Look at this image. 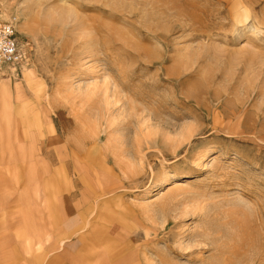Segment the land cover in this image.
<instances>
[{
  "label": "rangeland",
  "instance_id": "1",
  "mask_svg": "<svg viewBox=\"0 0 264 264\" xmlns=\"http://www.w3.org/2000/svg\"><path fill=\"white\" fill-rule=\"evenodd\" d=\"M3 22L21 57L0 68L4 125L39 170L75 166L108 251L264 264V0H0Z\"/></svg>",
  "mask_w": 264,
  "mask_h": 264
},
{
  "label": "crops",
  "instance_id": "2",
  "mask_svg": "<svg viewBox=\"0 0 264 264\" xmlns=\"http://www.w3.org/2000/svg\"><path fill=\"white\" fill-rule=\"evenodd\" d=\"M10 92L13 95L15 89ZM10 95L5 101L10 105L8 119L16 125L18 101L14 96L10 100ZM2 108L0 102V264H131V240L127 237H121L119 250H107L115 234H110L106 216L102 215L105 221L100 218V203L95 208L75 207L77 185L70 175L71 168L77 171L75 166L63 161V170L50 168L46 172L37 168L36 155L26 162L32 152L22 155L19 144L29 145V139L21 136V131L14 134L13 126L4 125ZM7 128L11 129L8 133ZM3 143L10 153L2 152ZM56 156L48 162L57 166ZM52 183L57 185L55 189ZM114 204L109 201L104 206L119 207ZM113 219L117 223V217Z\"/></svg>",
  "mask_w": 264,
  "mask_h": 264
},
{
  "label": "built area",
  "instance_id": "3",
  "mask_svg": "<svg viewBox=\"0 0 264 264\" xmlns=\"http://www.w3.org/2000/svg\"><path fill=\"white\" fill-rule=\"evenodd\" d=\"M16 29L12 22L0 23V67L20 61Z\"/></svg>",
  "mask_w": 264,
  "mask_h": 264
},
{
  "label": "bare ground",
  "instance_id": "4",
  "mask_svg": "<svg viewBox=\"0 0 264 264\" xmlns=\"http://www.w3.org/2000/svg\"><path fill=\"white\" fill-rule=\"evenodd\" d=\"M244 4V3H243ZM244 6V5H243ZM239 13V12H238ZM21 14V13H20ZM64 14V13H63ZM51 17H49L48 16V18H46V23H48V22H51L53 19H50ZM16 64H18V63H16ZM16 64H8V65H3V66H1L0 68L1 69H3L2 67H4V66H10V67H12V66H14V65H16ZM13 69V68H12ZM1 71V70H0ZM13 72H15L16 73V70L15 69H13L12 70ZM23 75H29V73H24Z\"/></svg>",
  "mask_w": 264,
  "mask_h": 264
}]
</instances>
